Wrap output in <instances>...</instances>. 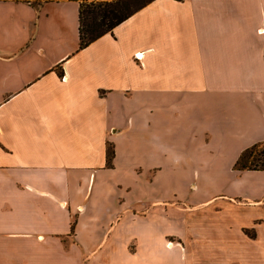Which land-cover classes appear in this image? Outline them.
<instances>
[{
    "label": "crops",
    "instance_id": "crops-1",
    "mask_svg": "<svg viewBox=\"0 0 264 264\" xmlns=\"http://www.w3.org/2000/svg\"><path fill=\"white\" fill-rule=\"evenodd\" d=\"M82 1L108 0H0V264H264L263 220L224 217L264 206L233 169L264 141V0H151L79 48ZM172 166L228 191L177 214Z\"/></svg>",
    "mask_w": 264,
    "mask_h": 264
},
{
    "label": "trees",
    "instance_id": "trees-1",
    "mask_svg": "<svg viewBox=\"0 0 264 264\" xmlns=\"http://www.w3.org/2000/svg\"><path fill=\"white\" fill-rule=\"evenodd\" d=\"M18 1V0H16ZM30 1L34 5L39 0ZM32 1H37L36 4ZM151 0H108L82 1L79 6V48L87 46L130 17L134 12ZM113 147H106V163L112 165ZM234 170H264V141L255 143L244 149L233 165ZM74 223L71 225L73 230Z\"/></svg>",
    "mask_w": 264,
    "mask_h": 264
},
{
    "label": "rangeland",
    "instance_id": "rangeland-1",
    "mask_svg": "<svg viewBox=\"0 0 264 264\" xmlns=\"http://www.w3.org/2000/svg\"><path fill=\"white\" fill-rule=\"evenodd\" d=\"M40 1V0H39ZM36 4L37 1H32ZM178 171V169L174 166H172L171 168H168L165 170V179L166 181L165 184L163 185V188L159 189L158 194L160 195H164V198L168 201H174L177 205H168L169 207L173 206H177L176 212L177 214L179 213L177 210H179V207H186L189 208V206L194 205L195 203L198 202H202L218 193H221V189H223L224 191H228V186L229 183H225L223 185L221 184H198L195 188L192 187L190 185L191 181H189V178L183 180V179H178L179 177H177L176 172ZM260 179V180H259ZM176 180V181H174ZM254 181H264L262 177H258L257 174H248L247 178H246V182L244 184L245 188L248 187L249 183H252ZM92 189L90 187V190L92 192V197L89 198L86 202H85V209L86 211H88L89 207L91 206L94 196L97 193V188H96V184L91 185ZM89 190V192H90ZM200 193V197H198V194ZM216 200V202L212 203L208 202V203H204L201 204V206L197 210V214L199 217H203V219L205 220H213V221H219L217 214L214 213L213 211L216 208H224L223 204L224 203L221 198H215L213 199V201ZM248 208V207H247ZM171 209V208H170ZM180 211V210H179ZM244 214L245 216H234L229 212H226V214H224L225 220L226 222H228L230 225L232 226V235L236 234L235 231V226L237 227L238 224L240 222H244L246 224H252L253 220L255 219H262L263 221L260 223V225L258 226V231H264V206H261L259 208L255 207V208H250V211H246L244 210ZM185 213H182L181 215H183ZM240 214V213H239ZM194 215H196L194 213ZM72 223H75L76 221V217H74ZM72 225V224H71ZM74 227V226H73ZM248 234H251L253 232V230H248L247 231ZM169 244H171V242H169ZM86 251L88 252V250L86 249ZM89 259H92L91 256L89 257ZM95 260V259H94ZM93 261L90 260L89 263H91ZM88 263V264H89Z\"/></svg>",
    "mask_w": 264,
    "mask_h": 264
},
{
    "label": "built area",
    "instance_id": "built-area-1",
    "mask_svg": "<svg viewBox=\"0 0 264 264\" xmlns=\"http://www.w3.org/2000/svg\"><path fill=\"white\" fill-rule=\"evenodd\" d=\"M139 57H140V56L137 54V55H136V58H139Z\"/></svg>",
    "mask_w": 264,
    "mask_h": 264
},
{
    "label": "bare ground",
    "instance_id": "bare-ground-1",
    "mask_svg": "<svg viewBox=\"0 0 264 264\" xmlns=\"http://www.w3.org/2000/svg\"><path fill=\"white\" fill-rule=\"evenodd\" d=\"M169 245H171V244H169Z\"/></svg>",
    "mask_w": 264,
    "mask_h": 264
}]
</instances>
